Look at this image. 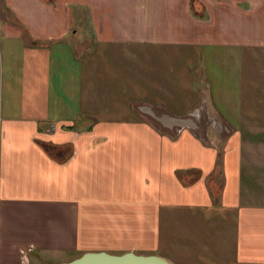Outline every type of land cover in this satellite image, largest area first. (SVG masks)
<instances>
[{"label": "crops", "instance_id": "0c3cea01", "mask_svg": "<svg viewBox=\"0 0 264 264\" xmlns=\"http://www.w3.org/2000/svg\"><path fill=\"white\" fill-rule=\"evenodd\" d=\"M192 2L0 0V264L150 253L162 237L173 264H264V0H198L207 14ZM183 44L236 51L228 88L206 81L185 96L147 76L162 96H133L132 70L108 65ZM247 62L256 81L235 73ZM105 75L101 111L83 83ZM37 139L73 151L59 161ZM190 168L202 174L185 183Z\"/></svg>", "mask_w": 264, "mask_h": 264}, {"label": "rangeland", "instance_id": "374dc122", "mask_svg": "<svg viewBox=\"0 0 264 264\" xmlns=\"http://www.w3.org/2000/svg\"><path fill=\"white\" fill-rule=\"evenodd\" d=\"M204 11L205 14H207L206 6ZM86 23L87 22L85 21L81 24V27H83V29ZM75 26L78 27L77 24H75ZM89 36H91L89 32L83 33L82 31V33L76 34V39L82 40L84 37ZM73 44L74 43L71 40V45ZM203 50L206 53V61L210 64L207 67V70L201 66L202 63H198L201 61V57L204 58ZM215 51H217L218 53L220 52L219 57H217V55H215L214 57L211 56V45H205L204 47L200 45L196 46L194 49L190 44L161 45V47L154 45H145L144 47V45H142L138 48V50H136L134 58H131L128 55H124L121 61L113 60L111 62L112 65H108L114 68L118 73L123 70L126 73L129 72L127 68L132 70L131 75L133 76L134 80L138 82V85H140L139 89L134 90L133 96L142 97L147 96L148 94H158L159 96H162L161 89L163 86H151L147 76H151L153 78H163L170 88L175 87L176 89L177 87L185 96H188L190 95V91L191 93L192 91H195L194 89L197 84L204 83L207 86L206 81H210V85H212V87L221 84L223 86H227L228 88V77L230 76V72L229 68L227 67L230 59V52L236 54V51L225 49V47L215 49ZM208 54L210 55L208 56ZM246 57L248 59L249 55L246 54ZM236 61L237 56H234V65L236 64ZM225 65H227V67ZM100 68H102V65ZM258 68V66H249L247 62L245 66H237L235 73L237 75L250 76L248 80L256 81L261 74L253 73H255ZM101 82L104 85H98L97 87H94V84H91V82L83 84L89 88L90 93L91 95H93V99L95 100L96 106L99 107L102 111L106 107L107 103L103 97H100V90L103 92L102 89L105 86L112 85L113 77L108 80L107 76L105 75L104 80ZM123 86L126 87L125 84H123ZM188 102L189 101H186V103ZM88 116L86 118H88ZM81 118L83 117L81 116ZM217 148L218 161L221 164L224 160L226 149L225 147L223 148L222 145H218ZM243 152L247 153L245 150H243ZM163 231L165 230L163 229ZM171 244L172 243L165 240V237H162L157 241V243H151L150 246L146 249H148L147 252L150 253H162L169 255L170 251L168 248L171 247ZM42 264H50V261H44Z\"/></svg>", "mask_w": 264, "mask_h": 264}, {"label": "water", "instance_id": "95a60500", "mask_svg": "<svg viewBox=\"0 0 264 264\" xmlns=\"http://www.w3.org/2000/svg\"><path fill=\"white\" fill-rule=\"evenodd\" d=\"M179 118V117H178ZM55 264H173L167 257L158 253H142L132 249L120 253L104 249L86 250L69 259Z\"/></svg>", "mask_w": 264, "mask_h": 264}, {"label": "trees", "instance_id": "16d2710c", "mask_svg": "<svg viewBox=\"0 0 264 264\" xmlns=\"http://www.w3.org/2000/svg\"><path fill=\"white\" fill-rule=\"evenodd\" d=\"M198 0H193V10L196 12L204 11V8L197 7ZM26 29H23L24 32ZM29 38V37H28ZM30 39V38H29ZM37 141L41 144V146L45 149V151L53 158L59 161H64L68 158V156L73 151V145L70 142H62V143H54L48 140H40ZM202 174V170L199 168H190L188 170H180L179 177L185 183H190L193 180L199 178ZM189 175V177H188ZM208 184L213 193L219 194L222 191L221 185H218L216 182L215 173L211 174L208 178Z\"/></svg>", "mask_w": 264, "mask_h": 264}]
</instances>
